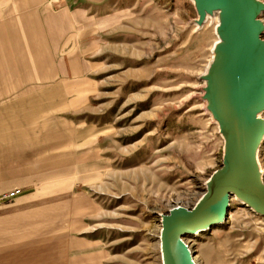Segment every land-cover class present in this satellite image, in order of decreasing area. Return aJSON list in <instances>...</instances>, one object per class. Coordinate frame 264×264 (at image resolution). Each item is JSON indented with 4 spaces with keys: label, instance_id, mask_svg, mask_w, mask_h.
Here are the masks:
<instances>
[{
    "label": "rangeland",
    "instance_id": "obj_1",
    "mask_svg": "<svg viewBox=\"0 0 264 264\" xmlns=\"http://www.w3.org/2000/svg\"><path fill=\"white\" fill-rule=\"evenodd\" d=\"M76 2L108 18L87 57L96 68L0 106V142L45 167L78 154L64 179L79 193V237L102 251L94 264H161L160 215L190 209L221 165L222 139L196 97L216 21L189 23L190 0ZM257 155L264 180V140ZM182 239L195 264H264V218L233 197L222 224Z\"/></svg>",
    "mask_w": 264,
    "mask_h": 264
},
{
    "label": "crops",
    "instance_id": "obj_2",
    "mask_svg": "<svg viewBox=\"0 0 264 264\" xmlns=\"http://www.w3.org/2000/svg\"><path fill=\"white\" fill-rule=\"evenodd\" d=\"M76 3L0 0V106L96 68L87 57L108 18H89ZM2 145L0 194L20 192L0 202V264H94L102 251L79 237V193L73 174L64 179V170L77 168L78 154L45 167L40 158L23 162L8 148L5 156Z\"/></svg>",
    "mask_w": 264,
    "mask_h": 264
},
{
    "label": "water",
    "instance_id": "obj_3",
    "mask_svg": "<svg viewBox=\"0 0 264 264\" xmlns=\"http://www.w3.org/2000/svg\"><path fill=\"white\" fill-rule=\"evenodd\" d=\"M200 29L214 25L216 41L197 77L203 109L222 139L221 165L204 182L190 208L174 206L160 215L161 264H195L185 235L222 224L229 201L264 218V180L258 149L264 140V2L262 0H190Z\"/></svg>",
    "mask_w": 264,
    "mask_h": 264
},
{
    "label": "built area",
    "instance_id": "obj_4",
    "mask_svg": "<svg viewBox=\"0 0 264 264\" xmlns=\"http://www.w3.org/2000/svg\"><path fill=\"white\" fill-rule=\"evenodd\" d=\"M19 192H20L19 189H14V190L11 191V192H8V193L3 194V197H4V198H11L12 196L18 194Z\"/></svg>",
    "mask_w": 264,
    "mask_h": 264
},
{
    "label": "bare ground",
    "instance_id": "obj_5",
    "mask_svg": "<svg viewBox=\"0 0 264 264\" xmlns=\"http://www.w3.org/2000/svg\"><path fill=\"white\" fill-rule=\"evenodd\" d=\"M208 19H209V18H208ZM214 20L217 22V18H215ZM216 22H215V24H216ZM216 39H217V38H216ZM215 41H216V40H215ZM213 43H214V42H213ZM212 45H213V44H212ZM211 48H212V46H211Z\"/></svg>",
    "mask_w": 264,
    "mask_h": 264
}]
</instances>
